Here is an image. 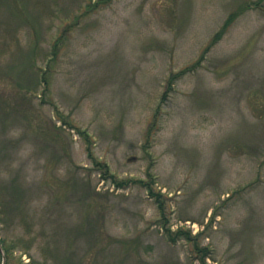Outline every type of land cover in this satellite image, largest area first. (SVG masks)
Listing matches in <instances>:
<instances>
[{
    "label": "rangeland",
    "instance_id": "374dc122",
    "mask_svg": "<svg viewBox=\"0 0 264 264\" xmlns=\"http://www.w3.org/2000/svg\"><path fill=\"white\" fill-rule=\"evenodd\" d=\"M100 1L0 0V264H264L258 0Z\"/></svg>",
    "mask_w": 264,
    "mask_h": 264
},
{
    "label": "trees",
    "instance_id": "16d2710c",
    "mask_svg": "<svg viewBox=\"0 0 264 264\" xmlns=\"http://www.w3.org/2000/svg\"><path fill=\"white\" fill-rule=\"evenodd\" d=\"M111 1L112 0H102V1H100V3H102L104 5H108ZM104 5H102V6H104ZM244 8L249 10L252 7H250V5H248L247 7H244ZM255 8H259L261 10H264V0L256 1L255 2ZM236 16H237V14L233 13L227 18V20L225 21L221 30L218 33H216V35L213 37V39L211 40V42H210V44L206 50H208L211 46H213L214 44H216L218 41L221 40L222 36L227 32L229 27L234 23ZM44 82H47V80H44ZM97 167H100V164H98ZM99 169L103 170L101 167ZM177 236L178 237L176 239H173V241H176L179 238L180 239L184 238L187 242L191 243L199 252L202 253V255L200 257V262H201V264H206V258L208 256V254H207L208 249L206 247H201V245L198 241L199 235L192 236L190 233H188V231L180 230L177 232Z\"/></svg>",
    "mask_w": 264,
    "mask_h": 264
}]
</instances>
